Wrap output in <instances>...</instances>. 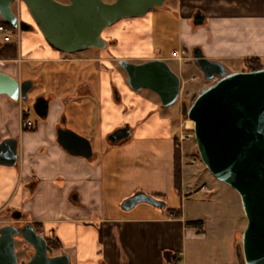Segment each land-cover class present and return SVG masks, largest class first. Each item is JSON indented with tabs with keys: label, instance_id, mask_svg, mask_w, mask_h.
I'll return each instance as SVG.
<instances>
[{
	"label": "crops",
	"instance_id": "obj_1",
	"mask_svg": "<svg viewBox=\"0 0 264 264\" xmlns=\"http://www.w3.org/2000/svg\"><path fill=\"white\" fill-rule=\"evenodd\" d=\"M168 1L162 13L120 19L105 28L107 46L101 50L67 54L53 48L24 7L26 15L18 17L33 28L21 31L19 40L5 42L0 35V71L33 81L27 101L0 95V142H18L17 164L0 165V214L11 216L18 210L22 221L40 223L37 232L58 238L71 264H170L187 240L205 237L203 223L187 225L194 219L172 212L178 209L172 200L177 196L175 151L186 121L182 111L178 117L161 115L160 103L133 90L124 69L114 63L157 58L167 62L172 51L194 47L223 63L248 58L263 63L264 0ZM198 10L206 21L194 26ZM165 15L175 20L176 41L167 48L169 56L159 49L171 25L154 21ZM154 36L161 42L157 48ZM41 95L49 100L48 114L33 120L32 104ZM22 119L32 121L33 127L22 128ZM125 125L130 137L112 144L108 136ZM59 127L89 139L91 158L68 153L57 142ZM193 158L197 162L185 163L181 156L179 194L190 187L216 192L218 183L210 187L202 177L211 173ZM138 191L171 198L170 210L147 203L121 209L122 201ZM168 253L174 255L170 261L165 259Z\"/></svg>",
	"mask_w": 264,
	"mask_h": 264
},
{
	"label": "water",
	"instance_id": "obj_2",
	"mask_svg": "<svg viewBox=\"0 0 264 264\" xmlns=\"http://www.w3.org/2000/svg\"><path fill=\"white\" fill-rule=\"evenodd\" d=\"M22 1L45 40L55 49L70 54L85 49H105L102 36L105 28L124 18L142 17L150 10L164 9L168 0H0V18L22 32L33 26L13 10V3ZM201 11L193 14L194 26L204 24ZM190 54L192 62L207 84L193 93L181 111L193 122L194 139L199 159L217 180L233 188L240 196L247 224L241 232L245 264H264V68L232 71L220 61L204 56L200 47ZM127 74L133 90L149 89L157 94L161 106L171 107L179 98L181 78L163 59L140 63L118 61ZM32 80L19 81L0 71V95L12 101H27ZM33 111L40 119L48 114L49 100L35 98ZM128 125L113 131L108 139L117 144L130 137ZM57 142L70 154L90 159L89 139L69 128L57 129ZM17 139L0 142V165L17 164ZM140 203L162 208L164 202L142 191L125 198L120 207L128 211ZM19 221L22 213H11ZM33 248L27 261H19L16 239ZM174 255L165 256L166 260ZM0 264H71L65 252L50 256L46 239L33 223H8L0 227Z\"/></svg>",
	"mask_w": 264,
	"mask_h": 264
},
{
	"label": "rangeland",
	"instance_id": "obj_3",
	"mask_svg": "<svg viewBox=\"0 0 264 264\" xmlns=\"http://www.w3.org/2000/svg\"><path fill=\"white\" fill-rule=\"evenodd\" d=\"M57 1L65 3L68 0ZM103 1L111 2L113 0ZM23 6H25V4L22 1L13 3L14 12L17 15H23L24 13L21 10ZM26 11V14L28 13V15H30L28 9ZM149 12L156 14L162 13V11L157 8H154ZM27 17L31 24L38 29L32 16L30 15ZM162 20H164V23L168 22L171 25V29L169 34H167L166 31L167 35H165V37L168 39L167 42L164 40L166 43L160 44V49H158L162 52V55L165 54V56H169L170 52L169 49L167 50V48H169L172 42L176 41L175 20H173L170 15L161 16L160 18L155 16V23H161ZM16 30L17 29L15 28L10 29V35L13 39H16ZM155 34L156 30L154 31V35ZM154 37L155 46L157 48V41L159 43L161 42L158 40L157 36ZM161 37L163 38V36ZM161 40L163 41V39ZM158 49H156V54H158ZM185 51L186 56H188L183 61L179 62L173 58L167 61L170 69L181 78L179 98L171 107L167 109L163 108L157 94L153 91L145 88L139 90L143 91L145 95L152 97L154 101H158L160 103L159 109L161 115L167 114L178 117L181 106L183 104H186L187 106L192 94L198 92L207 84V82L204 81L200 71L193 64L190 50ZM131 62L140 63L142 61L131 60ZM224 64L232 71H242L245 69L241 61H226ZM114 66L120 70H123L118 62H115ZM30 115L33 120H40L33 110L31 111ZM183 120H186V123L184 121L181 127V134L192 135L190 138L182 141V145H180L181 156L183 155L184 162L188 163L191 158L194 159L193 157H188V154L196 152V143L194 139L193 126L188 123L190 120L186 119L185 117ZM199 165H203L200 159ZM202 178H204L205 182L209 180L208 183L210 187L214 183H218L219 186L215 190L216 192L211 193L206 190L195 191L190 187L189 189L184 190L185 192H183V195H180L179 193L181 192V188L179 191L175 188L177 196H175L176 198H174L172 202H175L174 204H178L176 207L180 209L189 220L194 219V221L197 220L200 221L201 224H204L205 237L187 240L185 242L183 252H180L177 260L171 262L170 264H245L240 237L241 232L246 227L247 220L241 206L240 196L230 186L223 182H218L209 173L206 175V177ZM157 197L160 198L162 202H165L166 208L163 209V211L167 212L171 206L169 205L171 198L168 199V197L165 195ZM6 222L22 224L24 221H22V219L19 221L13 220L12 217L7 214H0V225L5 224ZM39 230L40 228L38 231ZM16 251L19 261H27L33 252V248L24 240L17 238ZM57 254H59L58 251L54 250L53 255Z\"/></svg>",
	"mask_w": 264,
	"mask_h": 264
},
{
	"label": "trees",
	"instance_id": "obj_4",
	"mask_svg": "<svg viewBox=\"0 0 264 264\" xmlns=\"http://www.w3.org/2000/svg\"><path fill=\"white\" fill-rule=\"evenodd\" d=\"M23 7L26 8L25 6H23ZM0 25L5 26L9 30L10 29H13V27L9 23L5 22L2 19L0 20ZM243 65H244V68H245L244 70L245 71H252V70H257V69L263 68V63L258 58H248V59H245L243 61ZM23 117H26V115L23 116ZM194 156L199 157L198 151H197V147H196V152L195 153H191V154L189 153L188 154V157H194ZM174 180H175V187H176V189L177 190H180V185H181V151H180V148L179 147H177L176 148V151H175ZM151 196H153L157 200L162 201L160 198L157 197L158 195H151ZM163 207H164V209L166 208L165 207V204H164ZM168 210H170V209H168ZM172 212L174 213V215L176 217H181V210L180 209L172 210ZM186 224L187 225H196V226H199V225H201V222L200 221H188V222H186ZM33 225H34V227H35V229L37 231H38V229L41 226V224L40 223H37V222H33ZM45 239H46V242H47L48 253H49L50 256L53 255V251L54 250L55 251H58V253H61V252L64 251V249H63L60 241L54 235H51L49 237H45Z\"/></svg>",
	"mask_w": 264,
	"mask_h": 264
},
{
	"label": "built area",
	"instance_id": "obj_5",
	"mask_svg": "<svg viewBox=\"0 0 264 264\" xmlns=\"http://www.w3.org/2000/svg\"><path fill=\"white\" fill-rule=\"evenodd\" d=\"M20 30L19 28L15 31V34H16V39L19 40V37H20ZM0 35L3 37V40L5 42H8L11 40V35H10V30L7 29L5 26L3 25H0ZM188 56V55H187ZM186 51L185 50H175V51H172L171 53V57L179 62L183 61L186 57ZM18 61L20 62V59H18ZM263 68H264V62H263ZM24 118V117H22ZM186 123V121H185ZM33 122L30 121V120H24L22 119L21 121V127L22 128H31L33 127ZM192 135L191 134H180L179 136V145L177 147L180 148V145H182V141L190 138ZM199 159V157H198ZM197 159H191L190 160V163H195Z\"/></svg>",
	"mask_w": 264,
	"mask_h": 264
},
{
	"label": "flooded vegetation",
	"instance_id": "obj_6",
	"mask_svg": "<svg viewBox=\"0 0 264 264\" xmlns=\"http://www.w3.org/2000/svg\"><path fill=\"white\" fill-rule=\"evenodd\" d=\"M22 8H23V7H22ZM26 10H27V9H26ZM19 20H23V19L20 17ZM23 21H25V20H23ZM26 22H27V21H26ZM30 90H31V89H30ZM27 100H28V99H27ZM29 108H31V107H29ZM32 110H33V108H32ZM3 140H4V139H3ZM170 254H171V253H168L167 256L170 255Z\"/></svg>",
	"mask_w": 264,
	"mask_h": 264
},
{
	"label": "bare ground",
	"instance_id": "obj_7",
	"mask_svg": "<svg viewBox=\"0 0 264 264\" xmlns=\"http://www.w3.org/2000/svg\"><path fill=\"white\" fill-rule=\"evenodd\" d=\"M188 123H189L191 126H193V122H192V121H189Z\"/></svg>",
	"mask_w": 264,
	"mask_h": 264
}]
</instances>
